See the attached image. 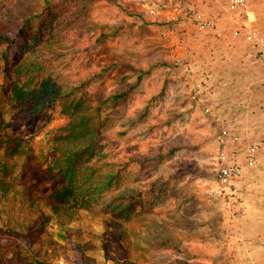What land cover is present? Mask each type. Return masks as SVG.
<instances>
[{
  "label": "rangeland",
  "instance_id": "rangeland-1",
  "mask_svg": "<svg viewBox=\"0 0 264 264\" xmlns=\"http://www.w3.org/2000/svg\"><path fill=\"white\" fill-rule=\"evenodd\" d=\"M12 1L0 31L15 40L18 33L11 30L12 24L20 27L25 19L31 20L28 36L39 30L42 44L50 49L42 66L46 75L58 86L88 92L94 108L100 106V155L118 169L127 167L122 183L107 195L108 204L92 209L68 229L56 223L48 226L40 247L61 256H48L47 264H72L66 255L74 257V247L85 249L92 264H116L110 253L114 238L99 219L110 214L114 196L132 186L141 190L137 197L143 202L136 210L143 263L177 264L183 259L195 264H264V167L244 168L227 188L217 174L223 150L244 166L242 150L234 154L235 147L264 142V106L243 102L216 114L219 107L213 100L201 105L192 99L199 71L209 73L213 82L223 68L229 86L238 83L257 94L264 89L259 74L264 60L251 59L250 45L237 46L232 38L236 28L264 33V0H252L239 25L215 0ZM148 4H156L158 13L150 14ZM193 11L213 17L216 27L205 32L189 27L183 17ZM170 13L180 20L174 33L164 36L162 26ZM2 41L0 87L5 83L4 67L21 52L17 41L11 47ZM241 68L247 72L237 80L234 76ZM208 107L215 116L206 112ZM16 109L0 123V179L13 186L7 197L0 191V238L9 215L27 214L32 199L41 200L57 187L49 184L47 168L56 131L67 121L59 107L41 115L27 106ZM252 119L260 125L255 133L248 129ZM224 130L240 134L241 144L231 142ZM5 133L21 138L27 153L6 158ZM174 148L173 154L160 158ZM131 158L137 163L127 164ZM4 165L12 170L7 175ZM249 179L255 181L253 189ZM234 187L238 191L230 195ZM168 238L201 254L184 258L158 241ZM8 258L14 259L13 254Z\"/></svg>",
  "mask_w": 264,
  "mask_h": 264
},
{
  "label": "trees",
  "instance_id": "trees-1",
  "mask_svg": "<svg viewBox=\"0 0 264 264\" xmlns=\"http://www.w3.org/2000/svg\"><path fill=\"white\" fill-rule=\"evenodd\" d=\"M12 4V0H0V25ZM30 22V19H25L20 27L12 24L11 30L18 33L15 40H10L0 31L2 43L11 47L17 41L21 50L13 62L4 67L5 83L0 87V123L8 112L12 113L17 111L16 108L25 106L34 115L59 107L67 121L56 131L52 145L53 158L47 168L49 184L57 187L41 200L32 199L27 214L21 217L9 215L6 233L0 238V264H47L48 256L51 259L60 257L56 250L50 253L40 247L48 226L56 223L58 227L68 229L74 222L83 220L92 209L108 204L107 195L122 183V171L125 172L127 168L118 169L114 164L105 162V156L100 155L102 130L96 122L100 106L94 108L88 92L81 87L58 86L52 75H46L42 66L47 50L50 49L42 44L43 36L39 35V30L28 36ZM6 91H9L7 95ZM3 147L5 157L10 160L27 153L23 140L10 133L4 134ZM176 150L174 148L159 156L164 158ZM130 163L137 161L131 158L127 164ZM2 171L7 175L12 170L4 165ZM12 188L9 182L0 179L3 197H7ZM138 193H141L139 188L127 187L114 196L113 204L109 205L110 214L99 219L114 238L111 242L114 248L110 253L114 252L112 258L116 264H145L144 257L139 253L141 231L136 225L138 203L143 207V202L137 197ZM158 241L163 247L175 250L184 258H194L201 254L198 250L192 251L177 245L170 238ZM74 248V257L66 255L69 263L92 264L85 249ZM10 253L14 259L8 258ZM175 262L195 264L183 259Z\"/></svg>",
  "mask_w": 264,
  "mask_h": 264
},
{
  "label": "built area",
  "instance_id": "built-area-1",
  "mask_svg": "<svg viewBox=\"0 0 264 264\" xmlns=\"http://www.w3.org/2000/svg\"><path fill=\"white\" fill-rule=\"evenodd\" d=\"M146 2L147 0H139ZM219 4L223 3L224 9L230 14V17L234 20L236 25L241 24V18L250 12L252 6V0H215ZM148 10L150 14L154 15L158 13V6L156 4H148ZM171 15V13H170ZM169 17L167 23L163 25L162 34L164 36H169L174 33L177 21L180 20L179 17ZM183 19L185 23L194 28L197 32H205L216 27V21L213 17L207 16L204 12L193 11L192 13L187 12ZM197 35H195V41L197 40ZM232 38L236 41L237 46H243L245 44L250 45L251 50L248 56L254 59L256 62H261L264 60V33L260 30L252 29L248 32H243L240 28H236L232 31ZM198 71V70H197ZM190 72H194L190 69ZM212 88V79L209 73L199 71L196 81L193 86L192 99L201 105L206 104L209 100H213L210 94V89ZM206 112L212 116H215L214 109L212 107L206 108ZM223 135L229 136L228 131L224 130ZM231 142L235 144H241V138L239 136H233ZM242 150L240 155L244 156L245 162L244 166L240 165L234 159H231L226 151H222L218 156L219 168L217 171L218 182L225 188L231 187L232 181L239 178L242 174L244 168L252 170L257 167L258 158L260 154L264 153V142L257 141L250 143L234 152L237 154ZM238 188L234 187L230 190V195H235ZM220 194L222 191L219 192Z\"/></svg>",
  "mask_w": 264,
  "mask_h": 264
},
{
  "label": "crops",
  "instance_id": "crops-1",
  "mask_svg": "<svg viewBox=\"0 0 264 264\" xmlns=\"http://www.w3.org/2000/svg\"><path fill=\"white\" fill-rule=\"evenodd\" d=\"M241 70L242 71H236L235 76H234L235 79L238 80L240 76L244 75L245 72H247L246 71L247 69L241 68ZM218 72L220 74H216L215 77L213 76V82H212L213 86L210 89V94L213 99V105L215 106V108L219 107V109H217L216 111V114L224 111L222 107L232 106L234 104H240L243 102H245L246 105L248 104V105H254V106H264V89L260 91V94H257L256 92H254L255 89L245 90L243 89L241 85H238V83H236V85L229 86V82L226 76L227 73L223 72V68H221L220 71ZM259 74L261 76V79H260L262 80L261 82H264V71L259 72ZM229 89H231L230 92H228ZM234 90L236 91L238 90V91L234 93ZM258 122H259L258 120H253V119L250 121V124L248 125V129L250 130L249 131L250 133H255L257 129L260 127ZM233 136H239L241 138V141L243 140V137H241L240 134L238 135V134L230 132L229 133L230 141ZM247 142H249V144L252 143L251 141H247ZM235 148L239 150L238 146H236ZM260 166L264 167V153L260 154L258 158L257 168H259ZM247 183H249L248 184L249 187L253 189L255 185V181L252 179H249L247 180ZM250 200L253 202V197H251ZM251 206L253 207V203H251Z\"/></svg>",
  "mask_w": 264,
  "mask_h": 264
}]
</instances>
